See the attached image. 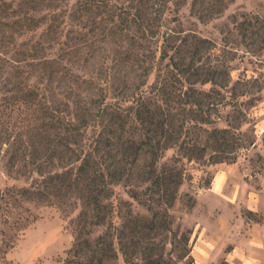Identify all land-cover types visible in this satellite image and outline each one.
Returning <instances> with one entry per match:
<instances>
[{
    "label": "rangeland",
    "instance_id": "obj_1",
    "mask_svg": "<svg viewBox=\"0 0 264 264\" xmlns=\"http://www.w3.org/2000/svg\"><path fill=\"white\" fill-rule=\"evenodd\" d=\"M262 233L264 0H0V264H243Z\"/></svg>",
    "mask_w": 264,
    "mask_h": 264
},
{
    "label": "trees",
    "instance_id": "obj_2",
    "mask_svg": "<svg viewBox=\"0 0 264 264\" xmlns=\"http://www.w3.org/2000/svg\"><path fill=\"white\" fill-rule=\"evenodd\" d=\"M185 71L188 72V77L196 80L200 79V81H206L208 78L207 77H199L200 70L197 68L193 69H187L184 68ZM185 94L188 96L193 93H186ZM195 98V95L193 94L192 98L187 100L188 102H193ZM197 98V96H196ZM87 109V108H86ZM107 110L106 106L101 109V113H104ZM111 114L114 115L113 110L108 111ZM83 119V117L81 118ZM174 167L171 168H162L160 170L157 169V167H153L149 170H147L145 173L146 174L144 177L148 178L150 180V183L147 185L148 190L150 191L148 195H157V197L154 198L153 201L157 203L158 208L154 210V214L160 217V221L156 222V225L164 226V221L165 218L164 216L167 215V207L171 205V199L174 193L175 185H177L179 182H181L182 175L179 173V169H173ZM97 170L96 167L93 166V162L90 160V158L87 156L83 157L81 159V162L77 165V175L80 173H83L85 177H87V181L85 182V187L88 191V196L90 197L92 201V207H97L100 199H99V194L100 191L105 188L106 184H103L105 181V173L101 168H98ZM119 176H116L114 178L117 180ZM114 181V180H112ZM160 199V201H159ZM149 205V204H148ZM149 208H153V206L149 205ZM162 209V210H161ZM166 209V210H165ZM163 218V219H162ZM147 264H158L154 258H150L147 260ZM220 264H233L232 262L226 260L225 258L221 261Z\"/></svg>",
    "mask_w": 264,
    "mask_h": 264
},
{
    "label": "crops",
    "instance_id": "obj_3",
    "mask_svg": "<svg viewBox=\"0 0 264 264\" xmlns=\"http://www.w3.org/2000/svg\"><path fill=\"white\" fill-rule=\"evenodd\" d=\"M250 244L253 242H258L255 240H249ZM260 243L262 244V246L257 248H253V245L251 244L250 246V251H245L244 253V262L243 264H263V262L260 260L259 255L260 252L264 254V233L261 234L260 236Z\"/></svg>",
    "mask_w": 264,
    "mask_h": 264
}]
</instances>
